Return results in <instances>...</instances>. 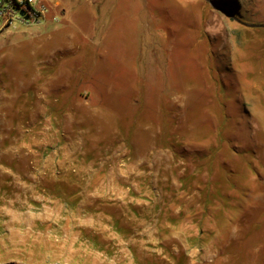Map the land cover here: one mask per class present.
Segmentation results:
<instances>
[{"label": "rangeland", "instance_id": "rangeland-1", "mask_svg": "<svg viewBox=\"0 0 264 264\" xmlns=\"http://www.w3.org/2000/svg\"><path fill=\"white\" fill-rule=\"evenodd\" d=\"M92 1L0 17V264H264V0Z\"/></svg>", "mask_w": 264, "mask_h": 264}, {"label": "crops", "instance_id": "crops-1", "mask_svg": "<svg viewBox=\"0 0 264 264\" xmlns=\"http://www.w3.org/2000/svg\"><path fill=\"white\" fill-rule=\"evenodd\" d=\"M96 1H97L96 2L97 6L104 4L109 5V0H96ZM36 2L38 4L45 5L49 9L48 14L44 15L42 19L35 22L36 24L44 25V27L46 28L45 30L46 34L52 32L53 30H57L62 37L70 35L71 37L73 36V38L74 37L77 38L79 43H82V45H84V50L86 49L87 52L89 50L91 54L95 52L98 48L99 51H101L102 50L101 47L105 48L104 50L107 53H112L109 48L110 43L108 42L107 36L101 33L99 39L95 38V34H97V31H96V27L93 24H89L85 28H82L80 26L72 27L71 25L68 26L66 23H63L64 20L62 21L60 16L56 20L52 18V15L57 14L58 9H60L64 13L67 12L66 0H54L53 2H49L47 0H36ZM92 3H94V0L92 1ZM89 5L90 4L87 3V6ZM47 25H50V27L47 28ZM95 48L97 49L95 50ZM116 57L120 59L119 56ZM121 60L126 61V59H121ZM77 69L80 70V68Z\"/></svg>", "mask_w": 264, "mask_h": 264}, {"label": "built area", "instance_id": "built-area-1", "mask_svg": "<svg viewBox=\"0 0 264 264\" xmlns=\"http://www.w3.org/2000/svg\"><path fill=\"white\" fill-rule=\"evenodd\" d=\"M22 10L29 16L28 19H25L24 15L20 14ZM48 12L49 9L43 4H38L36 0H0V17L4 18L3 26L13 23L15 17L26 22H37ZM58 17L59 15L57 14L52 15L54 20L58 19Z\"/></svg>", "mask_w": 264, "mask_h": 264}, {"label": "water", "instance_id": "water-1", "mask_svg": "<svg viewBox=\"0 0 264 264\" xmlns=\"http://www.w3.org/2000/svg\"><path fill=\"white\" fill-rule=\"evenodd\" d=\"M20 14L21 15H24V18L25 19H28L29 18V16L27 14H25V11L24 10L20 11ZM247 24L248 25H251V26H264V23H259V24L247 23Z\"/></svg>", "mask_w": 264, "mask_h": 264}]
</instances>
